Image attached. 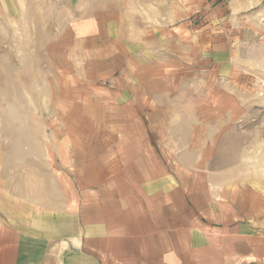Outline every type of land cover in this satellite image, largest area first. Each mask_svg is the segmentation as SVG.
<instances>
[{
	"label": "rangeland",
	"instance_id": "rangeland-1",
	"mask_svg": "<svg viewBox=\"0 0 264 264\" xmlns=\"http://www.w3.org/2000/svg\"><path fill=\"white\" fill-rule=\"evenodd\" d=\"M236 191L264 203V0H0V224L157 264L161 220L185 261Z\"/></svg>",
	"mask_w": 264,
	"mask_h": 264
},
{
	"label": "crops",
	"instance_id": "crops-1",
	"mask_svg": "<svg viewBox=\"0 0 264 264\" xmlns=\"http://www.w3.org/2000/svg\"><path fill=\"white\" fill-rule=\"evenodd\" d=\"M220 195L226 196L225 193ZM233 195L231 208L226 205L227 198H222L224 202L216 205L207 202L201 206L197 211L200 222L197 217L191 218L184 230V247L189 254L185 261L176 255L178 239L172 238V232H176L178 226L163 227L157 223L161 220L149 224L147 230L153 232V239L157 241L154 246L159 248L154 263L199 264L198 256L193 253L201 250L200 264H264V203L258 198H242L237 191ZM5 214L4 219L12 218L16 211L6 213L5 210ZM157 216L162 217L161 211L154 215V219ZM64 225L65 219L59 221L57 229L41 230L40 239V236H34L32 228L27 231L25 227L18 229L17 223L0 224V264H59L51 258L67 246L65 241L55 242L66 234ZM167 231L171 237L166 239L163 233ZM71 253L76 254L74 248Z\"/></svg>",
	"mask_w": 264,
	"mask_h": 264
}]
</instances>
